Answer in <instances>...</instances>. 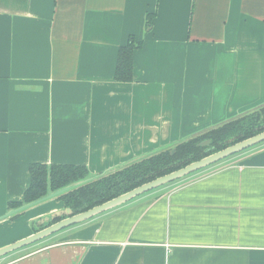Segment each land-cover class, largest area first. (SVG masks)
<instances>
[{"label": "crops", "instance_id": "crops-1", "mask_svg": "<svg viewBox=\"0 0 264 264\" xmlns=\"http://www.w3.org/2000/svg\"><path fill=\"white\" fill-rule=\"evenodd\" d=\"M261 106L264 0H0V217L32 164L105 175ZM64 207L1 219L0 248ZM0 264H264V142Z\"/></svg>", "mask_w": 264, "mask_h": 264}, {"label": "trees", "instance_id": "trees-1", "mask_svg": "<svg viewBox=\"0 0 264 264\" xmlns=\"http://www.w3.org/2000/svg\"><path fill=\"white\" fill-rule=\"evenodd\" d=\"M148 25L150 26V22ZM140 47L141 44L130 37L127 44L119 48L115 81L127 83L132 80L133 52ZM262 131H264V106L232 118L202 135L178 143L174 147L173 155H170L171 150L165 151L94 178H91L88 170L81 165L32 164L29 166L30 183L24 192L23 200L10 203L8 209H17L49 193L90 178L55 198L73 214L84 212L147 181L177 170ZM206 140H209V145L199 146ZM19 213L14 214L13 218L19 216ZM58 220L59 218H56L53 222Z\"/></svg>", "mask_w": 264, "mask_h": 264}, {"label": "water", "instance_id": "water-1", "mask_svg": "<svg viewBox=\"0 0 264 264\" xmlns=\"http://www.w3.org/2000/svg\"><path fill=\"white\" fill-rule=\"evenodd\" d=\"M264 142V131L249 137L247 139H244L240 142L233 143L227 147H225L222 150H219L217 152L211 153L199 160L193 161L177 170H174L172 172H169L165 175L159 176L157 178H154L153 180L147 181L123 194H120L100 205L94 206L91 209H88L84 212L73 214V212L69 209L64 207V209L55 211L47 216L41 217L37 219L34 223L35 231L31 233L29 236L20 239L18 241H15L9 245H6L4 247L0 248V257H3L13 251H16L20 248H23L25 246L31 245L33 243H36L38 241H41L63 229H66L68 227L86 222L90 219H92L95 216H98L106 211H109L115 207H118L122 204H125L132 199L147 193L149 191H152L154 189H157L159 187L165 186L167 184H170L172 182H175L177 180H180L192 173H195L197 171L203 170L211 165H214L215 163L226 159L230 156H233L241 151H244L248 148H251L257 144H260ZM209 145V140H206L199 144V146H207ZM175 152V149H171L170 155H173ZM96 176L91 175V178H94ZM87 180H90L87 179ZM85 180V181H87ZM79 182L76 184L69 185L67 187H64L60 190H57L55 192L49 193L45 195L44 197L31 202L29 204H25L17 209H12L8 211L5 215L0 217L1 219L8 218L14 214H17L19 212H22L24 210H27L33 206H36L38 204H41L45 201L55 199L60 194L67 192L78 185L82 184L83 182ZM56 218H59L58 221L53 222Z\"/></svg>", "mask_w": 264, "mask_h": 264}]
</instances>
